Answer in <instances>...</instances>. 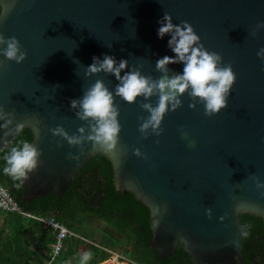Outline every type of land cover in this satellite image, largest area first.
Masks as SVG:
<instances>
[{
	"label": "water",
	"instance_id": "water-1",
	"mask_svg": "<svg viewBox=\"0 0 264 264\" xmlns=\"http://www.w3.org/2000/svg\"><path fill=\"white\" fill-rule=\"evenodd\" d=\"M9 11L0 34L17 37L28 53L23 63L0 55V106L15 113L16 124L33 132L41 150L29 173L22 202L55 193L62 200L90 157L103 154L113 165L119 195L132 193L150 210V246L162 259L179 249L194 264H243V214L264 219V0H0ZM174 23L189 21L203 44L231 63L236 81L228 107L208 116L186 92L169 108L159 133L139 125L150 112L141 102L158 103V92L129 103L115 94L114 73L86 75L93 56L127 58L121 75L139 70L159 79L156 61L175 56L170 34H157L164 13ZM167 75L182 73L184 62L168 65ZM97 79L113 92L121 133L111 152L87 139L95 121L77 116L80 99ZM3 123V122H0ZM62 126L72 144L52 129ZM83 127L85 131L80 132ZM38 129V133L37 130ZM6 149L18 133L5 137ZM7 139L10 144L3 145ZM195 140V144L191 142ZM139 149V152H137ZM79 157V159H76ZM56 216V213L54 214Z\"/></svg>",
	"mask_w": 264,
	"mask_h": 264
},
{
	"label": "trees",
	"instance_id": "trees-1",
	"mask_svg": "<svg viewBox=\"0 0 264 264\" xmlns=\"http://www.w3.org/2000/svg\"><path fill=\"white\" fill-rule=\"evenodd\" d=\"M23 139L33 141L30 128L24 127L11 145ZM11 145L0 148V183L24 210L39 217H53L79 237L66 238L51 261V245L57 233L38 220L0 210V264H80L85 251L92 254L87 264L102 263L110 257V251L123 255L130 264H194L184 249L162 259L150 246V210L132 193H117L113 165L107 156L90 157L61 201L53 193L23 203L24 188L17 187L19 181L2 171L3 156ZM240 222L245 231L243 264H264V219L243 214Z\"/></svg>",
	"mask_w": 264,
	"mask_h": 264
},
{
	"label": "clouds",
	"instance_id": "clouds-1",
	"mask_svg": "<svg viewBox=\"0 0 264 264\" xmlns=\"http://www.w3.org/2000/svg\"><path fill=\"white\" fill-rule=\"evenodd\" d=\"M9 11L4 4H0V20ZM158 36L163 39L170 34L169 47L176 54L174 57L164 55L156 61L157 70L165 73L158 80L143 75L139 70H132L121 75V71L128 67L127 58L117 61L114 55L103 54V59L93 56V63L86 68V75L106 71L114 73L121 82L116 85L115 94L129 103L137 102L138 97H151L158 92L159 100L155 106L152 103H142V106L150 112V115L140 125L142 132L152 129L159 133L166 113L178 109L183 101L181 97L186 92L192 97L190 107H196V100L203 104L206 115L219 114L221 110L228 107L229 95L236 81L231 63L225 64L223 57L216 51H210L202 42L199 34L194 30L189 21L174 23L170 13L165 12L160 26L157 29ZM264 58V50L257 53ZM0 55L9 60L23 63L28 53L23 49L20 40L15 37H6L0 34ZM176 60L184 62L182 73L169 76L168 65ZM73 108H79L77 116L83 120L93 119L92 131L88 133L87 139L93 142V148L99 147L111 152L117 148L121 123L119 120V106L114 103L113 92L105 85L104 81L97 79L88 87L82 98L72 99ZM15 113L6 111L0 106V128H4L5 137L13 133L23 131V123L16 124L14 129L9 126L14 123ZM38 133V129L36 130ZM54 134L65 136L72 144L81 143L84 137L69 136L65 129L60 126L52 129ZM85 129L80 128L83 133ZM7 139L3 145H9ZM195 144V140L191 142ZM139 152V149H137ZM41 150L28 139H23L12 144L4 154L5 161L2 171L19 181L17 187L21 186L29 176V173L38 167ZM79 159V157H76ZM264 187V184H258ZM91 252L85 251L81 254L80 264H87L91 258Z\"/></svg>",
	"mask_w": 264,
	"mask_h": 264
},
{
	"label": "built area",
	"instance_id": "built-area-1",
	"mask_svg": "<svg viewBox=\"0 0 264 264\" xmlns=\"http://www.w3.org/2000/svg\"><path fill=\"white\" fill-rule=\"evenodd\" d=\"M0 210L5 213H16L23 218H31L38 220L42 223L44 228L52 229L57 233V240L51 245L52 247V259L57 256L62 247L63 241L68 237H79L76 233L68 230L65 226L59 224L53 217H39L26 211L22 208L17 199L11 194V192L0 183ZM131 261L125 258L123 255L110 251V257L100 264H130Z\"/></svg>",
	"mask_w": 264,
	"mask_h": 264
}]
</instances>
